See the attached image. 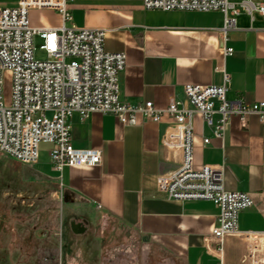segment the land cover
Instances as JSON below:
<instances>
[{
    "label": "crops",
    "instance_id": "obj_1",
    "mask_svg": "<svg viewBox=\"0 0 264 264\" xmlns=\"http://www.w3.org/2000/svg\"><path fill=\"white\" fill-rule=\"evenodd\" d=\"M228 1L238 5L242 0ZM251 1L264 4V0ZM67 10L70 19L65 21L51 9L31 10V25L105 29V50L126 56L119 76L124 102L148 100L162 109L175 99L187 106L183 85H220L224 73L230 75L228 99L264 101V14L257 10H240L234 16L235 27L225 34L218 10L145 9L142 0H73ZM222 47L232 52L226 54ZM68 120L71 144L98 150L99 164L65 165L58 171L52 168L48 152L35 163H15L21 180L49 187V198H61L67 216L73 213L79 219L70 220L71 232L82 235L93 225L95 235L103 231L97 234L101 241L108 227L109 234L147 243L180 264H247L238 233L206 246L219 211L214 202L170 199L156 190L164 156L179 152L162 145L170 118L162 115L153 122L140 117L135 125H122L112 113L93 112L82 118L74 112ZM192 124L196 167L222 165L225 189L264 193V129L256 114L244 124L229 116L221 139L213 136L200 115L193 116ZM203 138L209 142L204 144ZM262 204L258 200L238 213L239 231H264ZM48 212L49 218L62 224L53 205ZM75 224L84 230L76 232ZM52 244L49 241V247Z\"/></svg>",
    "mask_w": 264,
    "mask_h": 264
},
{
    "label": "built area",
    "instance_id": "obj_2",
    "mask_svg": "<svg viewBox=\"0 0 264 264\" xmlns=\"http://www.w3.org/2000/svg\"><path fill=\"white\" fill-rule=\"evenodd\" d=\"M69 1L73 0H16L15 4L0 5V152L22 163H35L39 145L48 143V157L55 170L61 171L65 165L99 164L98 150L71 144L68 118L72 113L82 118L93 112L112 113L122 125H135L140 117L159 122L166 115L170 124L162 145L179 152L164 156L156 175V190L170 199L214 202L219 211L205 238L206 246L238 233L244 240L246 263L264 264V231L237 229L238 213L258 200L264 207V193L225 189L222 165L196 167L192 124L193 116L200 115L213 136L221 139L229 116H236L244 124L249 115L256 114L264 129V101L228 99V73L223 74L220 85H183L187 106L175 99L162 109L148 100L134 104L122 101L119 76L126 56L124 52L105 50V29L31 25V10L51 9L62 21L70 19ZM142 6L163 11L218 10L223 14L220 30L224 34L235 27L234 16L240 10L264 14V4L251 0L238 5L228 0H142ZM35 37L40 40L45 59L33 55ZM221 49L226 54L232 52L230 47ZM4 70L11 72L8 102L1 91ZM202 142L208 143L209 138Z\"/></svg>",
    "mask_w": 264,
    "mask_h": 264
},
{
    "label": "rangeland",
    "instance_id": "obj_3",
    "mask_svg": "<svg viewBox=\"0 0 264 264\" xmlns=\"http://www.w3.org/2000/svg\"><path fill=\"white\" fill-rule=\"evenodd\" d=\"M11 1L0 0V5ZM33 45L34 57L45 59L37 37ZM2 79V96L8 102L11 72L4 70ZM48 148V143L39 145L38 159ZM15 162L0 152V264H180L147 243L109 234L108 227L101 241L98 236L103 231L95 235L93 225L82 235L71 232L70 220L79 219L73 213L67 216L69 210L61 198H49V187L21 180V169ZM49 205L59 213L56 217L62 218V224L55 217L49 218ZM49 241L53 243L50 247Z\"/></svg>",
    "mask_w": 264,
    "mask_h": 264
},
{
    "label": "water",
    "instance_id": "obj_4",
    "mask_svg": "<svg viewBox=\"0 0 264 264\" xmlns=\"http://www.w3.org/2000/svg\"><path fill=\"white\" fill-rule=\"evenodd\" d=\"M72 227H73L74 230H76V232H81V231L84 230L83 227H81L80 225H77V224L72 225Z\"/></svg>",
    "mask_w": 264,
    "mask_h": 264
}]
</instances>
